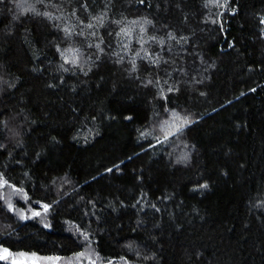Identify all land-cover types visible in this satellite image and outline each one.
<instances>
[{
	"label": "trees",
	"instance_id": "1",
	"mask_svg": "<svg viewBox=\"0 0 264 264\" xmlns=\"http://www.w3.org/2000/svg\"><path fill=\"white\" fill-rule=\"evenodd\" d=\"M21 253L264 264V0H0V264Z\"/></svg>",
	"mask_w": 264,
	"mask_h": 264
},
{
	"label": "rangeland",
	"instance_id": "2",
	"mask_svg": "<svg viewBox=\"0 0 264 264\" xmlns=\"http://www.w3.org/2000/svg\"><path fill=\"white\" fill-rule=\"evenodd\" d=\"M36 100V96L25 85L19 87L9 97L4 99V107L7 109H17L28 107ZM22 216V213H19ZM14 264H56L55 260L46 259L34 254H15L9 257Z\"/></svg>",
	"mask_w": 264,
	"mask_h": 264
}]
</instances>
